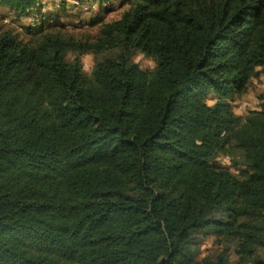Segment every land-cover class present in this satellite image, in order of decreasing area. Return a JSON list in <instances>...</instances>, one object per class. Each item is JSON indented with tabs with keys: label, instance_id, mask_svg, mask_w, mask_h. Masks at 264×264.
Instances as JSON below:
<instances>
[{
	"label": "trees",
	"instance_id": "trees-1",
	"mask_svg": "<svg viewBox=\"0 0 264 264\" xmlns=\"http://www.w3.org/2000/svg\"><path fill=\"white\" fill-rule=\"evenodd\" d=\"M115 1L91 35L0 25V264H264V90L230 105L264 71V0Z\"/></svg>",
	"mask_w": 264,
	"mask_h": 264
},
{
	"label": "rangeland",
	"instance_id": "rangeland-1",
	"mask_svg": "<svg viewBox=\"0 0 264 264\" xmlns=\"http://www.w3.org/2000/svg\"><path fill=\"white\" fill-rule=\"evenodd\" d=\"M39 3L40 11L33 9L26 16H17L8 9L0 7V25L3 28L12 29L17 37L23 41L33 38L34 32L39 29L47 30L58 24H61L62 30L73 35H91L96 32L101 23L117 19L125 9L115 0H90L88 3L85 0H39ZM48 15L51 17H48ZM55 15L59 17L56 23L55 18H53ZM132 60L142 70H148L154 66L150 58L140 53L133 54ZM92 64V56L87 55L81 58L82 71L86 75ZM263 90L264 71L258 68L255 76L249 81L245 92L230 102L232 112L237 116L244 117L249 112L258 110L257 96ZM213 101L214 96L209 95L206 103L212 105ZM217 162L230 172L237 173L228 157H219ZM212 245V237L206 236L203 238L200 246L202 254L211 250ZM262 257L264 258V251Z\"/></svg>",
	"mask_w": 264,
	"mask_h": 264
},
{
	"label": "crops",
	"instance_id": "crops-1",
	"mask_svg": "<svg viewBox=\"0 0 264 264\" xmlns=\"http://www.w3.org/2000/svg\"><path fill=\"white\" fill-rule=\"evenodd\" d=\"M2 8V7H1ZM3 9H5V8H3Z\"/></svg>",
	"mask_w": 264,
	"mask_h": 264
}]
</instances>
